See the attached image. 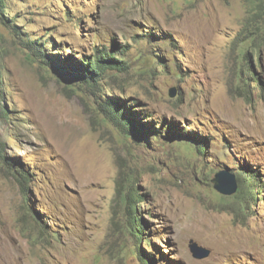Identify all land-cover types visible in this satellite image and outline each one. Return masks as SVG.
Segmentation results:
<instances>
[{"label":"rangeland","instance_id":"374dc122","mask_svg":"<svg viewBox=\"0 0 264 264\" xmlns=\"http://www.w3.org/2000/svg\"><path fill=\"white\" fill-rule=\"evenodd\" d=\"M6 1L4 15L48 52L80 58L130 46L128 70H110L93 90L31 55L0 14L12 117L0 116V140L31 177L22 188L0 155V264H142L139 241L154 264H264V27L248 73V0ZM115 97L164 134L173 122L206 137L204 153L126 137L101 107ZM241 167L260 174L254 197L216 190L219 170ZM120 177L123 193L133 184L144 196L141 240L117 194ZM192 241L209 254L196 257Z\"/></svg>","mask_w":264,"mask_h":264},{"label":"trees","instance_id":"16d2710c","mask_svg":"<svg viewBox=\"0 0 264 264\" xmlns=\"http://www.w3.org/2000/svg\"><path fill=\"white\" fill-rule=\"evenodd\" d=\"M7 5L8 3L6 0H0V14L2 15L4 23L11 26L14 35L21 38L22 42L30 50L31 55H34L36 59H41V61L47 65L53 66L52 68H54V71L62 77V80L72 82V84L79 83L80 86L81 84H85L86 86L93 88V90H102V80L107 76L110 70H115L116 72L120 70H128L129 62L123 59V56L129 49V44L123 45L116 43L112 50H109L106 46H97L94 53H92L93 55L86 57L77 58L70 54L63 57L58 52H48L46 41L43 42L38 39L23 37V31L20 30V26L14 22V19H10L4 15L3 12ZM248 6L250 15L244 24L246 32L240 37V40L242 38V40H246L241 54L244 60L243 63L248 65V73L254 74L256 71L252 69L247 61L250 60L253 46L257 43V39L260 41V38L258 37L261 35L258 29L264 27V0H248ZM235 45L236 44H234V47ZM110 76H112L111 73ZM5 100V91L0 81V116L12 119ZM101 107L106 113V118L121 129L122 133L128 135L126 137L132 135L137 141L145 142H150L152 137V140L154 141H163L164 138L170 142H173V140L177 142L178 140L180 142L194 145L195 149L202 154L207 147L206 137L195 135L190 129H188V131L181 128L178 129L173 122H168L167 131L164 134L163 129H161L162 127L159 129L155 122L144 121L139 115L140 111L135 109L133 104H128L126 100L120 97L105 99L101 103ZM138 116L141 117V120ZM4 150L5 145L0 140V155L2 162L5 163L16 176L19 174L17 177L21 186L26 189L27 183H29L31 179L30 172L23 168L17 160H9L4 154ZM228 169L236 173V178L240 187V189L237 190V194L230 197L235 198L245 193H249V195L254 197L261 187L260 174L255 173L254 171H248L246 168L242 169V167L238 168L236 171L230 168H227V170ZM124 189L125 186L120 177L117 181V194H119V197L123 202L126 217L129 222V228H131V231L137 239L141 240V235L146 231L147 227L144 223V219L139 215L138 206L140 203L144 202V196L133 184L126 188L125 193H123ZM217 194L220 196V199H227V196L219 193ZM136 251L142 264H154L155 260L150 256H147L140 246V241L137 243Z\"/></svg>","mask_w":264,"mask_h":264},{"label":"water","instance_id":"95a60500","mask_svg":"<svg viewBox=\"0 0 264 264\" xmlns=\"http://www.w3.org/2000/svg\"><path fill=\"white\" fill-rule=\"evenodd\" d=\"M171 96H175V91L170 93ZM214 187L220 193L225 195H231L238 190V181L234 174L230 173L226 169L219 170L213 178ZM191 251L196 257H204L209 254V250L200 246L196 242L192 241L190 244Z\"/></svg>","mask_w":264,"mask_h":264},{"label":"clouds","instance_id":"9594fccd","mask_svg":"<svg viewBox=\"0 0 264 264\" xmlns=\"http://www.w3.org/2000/svg\"><path fill=\"white\" fill-rule=\"evenodd\" d=\"M238 181V180H237Z\"/></svg>","mask_w":264,"mask_h":264}]
</instances>
